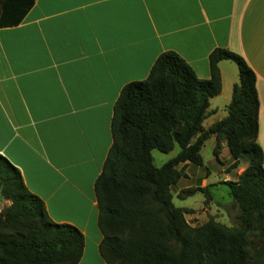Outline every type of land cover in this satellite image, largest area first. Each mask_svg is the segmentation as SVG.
<instances>
[{
  "label": "crops",
  "instance_id": "obj_1",
  "mask_svg": "<svg viewBox=\"0 0 264 264\" xmlns=\"http://www.w3.org/2000/svg\"><path fill=\"white\" fill-rule=\"evenodd\" d=\"M215 49L240 56L255 75L264 168V0H33L18 25L0 28V156L53 223L82 234L78 264H106L94 184L122 88L144 81L168 51L208 80ZM218 69L205 130L226 117L239 82L234 63ZM9 205L1 198L0 212Z\"/></svg>",
  "mask_w": 264,
  "mask_h": 264
},
{
  "label": "trees",
  "instance_id": "obj_2",
  "mask_svg": "<svg viewBox=\"0 0 264 264\" xmlns=\"http://www.w3.org/2000/svg\"><path fill=\"white\" fill-rule=\"evenodd\" d=\"M33 0H0V28L18 25ZM237 66L226 117L207 130L210 99L221 91L218 64ZM209 79H198L172 51L161 54L144 81L122 88L111 119L112 144L94 184L99 254L106 264H264V168L257 144L259 103L255 75L238 55L215 49L208 57ZM215 138L218 160L226 144L231 169L244 155L249 165L229 188L239 225L214 220L192 228L186 212L174 207L170 188L188 165H203L200 151ZM177 155L161 168L152 151ZM210 194L206 188L186 189ZM0 196L10 203L0 212V264H78L82 234L53 223L42 201L25 188L17 169L0 156ZM260 244L257 250L254 245ZM251 259L253 261H251Z\"/></svg>",
  "mask_w": 264,
  "mask_h": 264
},
{
  "label": "rangeland",
  "instance_id": "obj_3",
  "mask_svg": "<svg viewBox=\"0 0 264 264\" xmlns=\"http://www.w3.org/2000/svg\"><path fill=\"white\" fill-rule=\"evenodd\" d=\"M215 147L216 142L214 138L207 140L200 151L203 165L201 167L188 165L185 168L186 176L180 179L171 189L174 207L183 209L186 212L185 220L192 228L200 227L211 219L228 228L239 225L237 209L232 206L229 188L223 183L232 181L240 169L249 165L250 156H242L239 168L231 169L232 159L227 146L222 148L221 145L218 160L214 155ZM178 152V147L170 154H162L156 150L152 151L151 155L154 166L161 168L165 163L174 158ZM227 176L230 179L224 181ZM191 188H206L210 194V200L205 204L206 198L201 192H196L190 196H187L185 193L182 194L183 191ZM254 247L258 250L260 244L256 243ZM251 261L253 260L251 259Z\"/></svg>",
  "mask_w": 264,
  "mask_h": 264
}]
</instances>
